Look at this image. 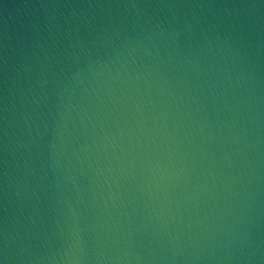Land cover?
<instances>
[{
  "label": "water",
  "instance_id": "95a60500",
  "mask_svg": "<svg viewBox=\"0 0 264 264\" xmlns=\"http://www.w3.org/2000/svg\"><path fill=\"white\" fill-rule=\"evenodd\" d=\"M0 264H264V0H0Z\"/></svg>",
  "mask_w": 264,
  "mask_h": 264
}]
</instances>
